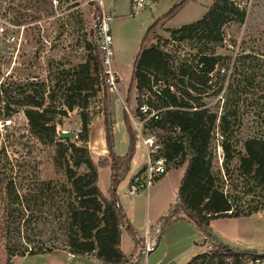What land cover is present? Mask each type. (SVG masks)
I'll use <instances>...</instances> for the list:
<instances>
[{"label":"rangeland","instance_id":"1","mask_svg":"<svg viewBox=\"0 0 264 264\" xmlns=\"http://www.w3.org/2000/svg\"><path fill=\"white\" fill-rule=\"evenodd\" d=\"M213 1H187L172 18L159 21L156 35L152 33L146 45L156 46L169 53L173 68L176 69L181 63L185 65V69H189L191 77L184 76V82L176 69L168 83L173 86L174 91L191 88L187 85L193 83L201 89L200 92L192 90L193 95L200 97L196 102L191 100L193 107L200 103L219 116L228 113L232 125L238 129L237 150L244 154L245 140L264 138V0H236L240 7L246 9V18L242 23L227 24L223 28L222 42L216 46L211 44L213 49L206 50V53H214L221 59L208 74L210 80L205 85L202 72L195 65L199 52L205 47L204 38L200 33H195L192 37L177 33L173 37L171 31L202 19ZM49 2L50 0H40V3L39 0H0V149L5 148L11 159H14L15 171H19L23 191L35 177L39 180L65 182L66 175L55 163L56 143L44 144L31 133L24 107L12 102L18 100L15 96L29 85L39 93L44 92L50 116L58 123L57 130L76 133L71 141L78 140L83 131L84 120H87L88 145L96 162L107 152L104 125L107 113L114 131L116 150L119 154H125L129 147V136L124 123V111L135 130L133 118L136 119L138 105L136 83H132L135 59L148 28L181 0H144L145 6L139 9L136 0H104V8L89 0ZM103 13L109 18L113 36L112 70L118 82V90L109 91L107 98L102 91L95 96H87L85 91L78 93L73 87L80 72L79 66L86 61L87 44L92 43L98 47L101 42L99 26ZM183 59L186 60L185 63ZM189 78L193 79L192 82ZM165 84L167 82L163 79L158 83L151 81L145 88L143 101L160 95ZM7 100H10V109H13L10 117L5 116ZM71 102H74L73 110L68 107ZM156 110L162 112L163 108ZM9 119L11 122L7 124ZM135 132L137 135L136 130ZM176 133L178 134V130ZM144 135L154 134L146 131ZM59 138L61 136L58 134L57 140ZM157 138L162 140L160 136ZM223 139L222 133L216 132L213 169L224 174V151L220 145ZM137 142L142 144L138 137ZM143 151L141 146L137 149L138 153ZM191 154L192 151L187 146L186 158ZM240 157L237 155L230 164L238 181H241L237 172ZM180 160L181 156L172 161L168 167V170L172 169L169 174L157 178L150 186L153 207L163 205L168 198H171L172 204L175 202L179 191H176V187L180 188L186 170ZM86 171L85 165L78 168L79 173ZM110 177L109 166L99 168V187L105 195L108 194ZM231 189L240 197L241 205L264 203V192L257 190L247 194L243 185L234 190L228 184L226 190ZM169 210L166 211V217L169 216ZM4 215V202L0 200V264H13L7 249L10 243L32 248L57 246L55 250H64L68 255L71 252L70 247L63 243L65 237L60 221L64 217L55 208L49 207L45 214L47 218L22 227L21 233L12 232L10 237L3 230ZM187 223L180 221L168 224L165 233L172 237L162 238L160 249L150 258L152 264L159 258H165L167 253L170 257L181 253V262H186L206 252H211L208 264H226L210 236L187 237L195 231H202L193 222L190 229ZM211 227L215 235L230 247L240 251L264 252V210L247 217L215 219ZM132 241L130 234L125 231L124 251L128 252ZM248 246L253 248L246 250ZM65 256L63 252H54L49 256L20 257L15 264H67ZM83 257L85 256H80L77 261L88 264ZM137 257L132 264H145L148 260L146 255Z\"/></svg>","mask_w":264,"mask_h":264},{"label":"trees","instance_id":"2","mask_svg":"<svg viewBox=\"0 0 264 264\" xmlns=\"http://www.w3.org/2000/svg\"><path fill=\"white\" fill-rule=\"evenodd\" d=\"M53 0H50L51 3ZM189 0H181L163 17L157 19L147 30L139 54L134 62L132 83H136L138 91V105L136 115L140 114L139 107L144 102L142 96L151 81L158 83L161 79L167 82L156 98H148L150 107L162 109L160 118L152 120L148 125V132L160 136L165 143V157L168 163L176 161L181 156L180 164L188 162L178 191L176 201L171 205L169 216L164 219L186 218L195 222L208 236L215 234L211 222L219 218L247 217L264 210V203L258 202L253 206L239 204L241 199L234 192L226 190L227 185L238 189L243 185L246 193L257 190L264 192V138L253 137L244 141L245 153L237 150V130L231 123L228 113L219 116L211 109L194 102L199 96L192 94V90L199 91L197 86L189 83L184 90L174 91L168 83L177 69L182 76L189 74V69L181 64L175 68L171 66L170 54L156 46L146 45L150 35H156L159 21L169 20L176 15ZM40 3V0H39ZM246 18V9L240 7L236 0H214L202 19L171 31L172 36L182 33L184 37H192L200 33L206 44L199 52L196 67L203 75V84H208L211 73L220 56L206 53L223 40V28L230 23H242ZM210 44V45H209ZM210 46V47H208ZM86 61L81 63L73 87L78 93L85 91L87 96H95L102 91L109 96L108 87L104 79V65L102 52L97 45L88 43L86 46ZM195 60V59H193ZM185 63L186 60L183 59ZM153 76V79H151ZM192 82L193 79H190ZM200 92V91H199ZM179 95V96H178ZM20 96V97H19ZM12 101L24 107V115L28 119L30 131L44 144L56 143L55 163L59 170H63L66 181H45L33 176L30 185L23 191L19 181V171L8 155L5 148L0 149V200L4 202L5 224L3 230L10 237L12 232L21 233L22 227L32 222L43 220L47 209H56L62 215L61 227L65 239L63 243L69 246L71 252L78 256H93L103 264H132L134 254L127 255L121 248L123 229L132 236L135 247L141 245L138 233L131 224L119 197V186L127 178L136 151L137 135L127 112L124 111V123L129 136V147L124 155L116 150L115 136L109 116H105V140L107 152L98 158L97 162L91 154L89 142V123L84 120L83 131L77 141L59 138L57 140L58 123L50 116V107L46 105L44 92L39 93L30 85L22 93H18ZM187 98V99H185ZM13 99V98H12ZM14 100V99H13ZM10 100L6 102L5 116H11ZM68 107L73 110L74 102ZM196 108V109H192ZM219 120V123L217 121ZM178 130V134L175 131ZM220 131L223 141L220 144L224 151V168L214 171V138ZM192 151L186 158V148ZM240 155L237 167L238 181L230 164ZM17 161V159H16ZM85 165L87 171L79 173L78 168ZM109 166L111 169L110 186L105 195L99 187V168ZM237 177V178H238ZM212 238V237H211ZM214 241V240H213ZM220 256L238 257L253 256L258 251H240L228 244L214 241ZM57 246L49 248H32L11 244L7 247L9 259L37 254L51 253ZM199 256L192 258L187 264H192Z\"/></svg>","mask_w":264,"mask_h":264},{"label":"built area","instance_id":"3","mask_svg":"<svg viewBox=\"0 0 264 264\" xmlns=\"http://www.w3.org/2000/svg\"><path fill=\"white\" fill-rule=\"evenodd\" d=\"M90 2H96L98 5L104 8V0H89ZM137 8H142L145 6L144 0H136ZM103 18L99 26V31L101 34V42L99 48L102 52V60L105 68L104 79L105 84L108 87V91H117L118 82L115 73L112 70V61L114 56V51L112 48L113 36L111 33V27L109 23V18L106 13H103ZM143 98L145 95L142 96ZM140 114L136 115V119L133 118L134 127L137 131L138 141L142 142L136 144L137 149L141 146L143 148V158L144 162L137 164L136 169L133 170L126 180L125 193L129 197H135L143 191L150 188L153 182L158 178L166 175L168 173L169 163L165 157V143L163 140H159L155 135L145 136L144 133L148 129V125L152 120H157L160 118L161 112L152 108L147 102H143L139 107ZM7 124L11 120L6 121ZM155 248V243L146 241L143 254L146 256ZM192 264H208L210 260L211 252H206L200 254ZM70 258H75L77 254L69 252ZM206 257V259H205ZM226 264H264V255H241L238 253V257L233 256L224 257Z\"/></svg>","mask_w":264,"mask_h":264},{"label":"crops","instance_id":"4","mask_svg":"<svg viewBox=\"0 0 264 264\" xmlns=\"http://www.w3.org/2000/svg\"><path fill=\"white\" fill-rule=\"evenodd\" d=\"M121 155H124V154H121ZM143 162H144L143 154L140 152L138 153L137 147H136L135 155H134V158L132 160L131 169L129 171L128 176H130L131 172L136 169L137 164H140ZM183 165H185V167L187 168L188 162H186ZM171 170L172 169H169L167 174H169V172ZM128 176L119 186L118 192H119L120 202H121L123 208L125 209L131 224L133 225V227L136 229V231L138 233V239L141 241V245L138 248H136L134 240L132 239L133 241L130 245L128 252L126 250L124 251V248H123L124 232L127 230L123 229L122 236H121L122 237L121 238V248L125 254H127V255L134 254V258H136L137 256H138L137 258H139L140 254L144 251L145 244H146L147 240L155 243V248L151 252L148 253V255H147L148 260L145 263V264H152V261H150V258L156 251H158L160 249L162 238L163 237H172V236H169V234L165 233V228L168 226V224L180 222V221L181 222H188L187 224H189L188 225V226H190L189 228L192 229L190 224L193 221L186 219V218H180V219H170L168 222H164L165 221L164 218L166 217V211H168L172 205L171 198H168L164 202L163 205L158 204V205H154L155 207H153V195L151 196L152 193L150 192V188L148 190L140 193L139 195H137L135 197L127 196L125 193V188H126V180L128 179ZM178 189H179V187H176V191ZM169 205H170V208L168 209ZM193 223H195V222H193ZM212 224H213V221L211 222V225ZM187 237H206V233L203 230L199 233H197L195 231L193 235L190 234ZM131 238H132V236H131ZM233 243L235 245L239 246V244L236 243L234 240H233ZM252 248H253L252 246H248L245 249L250 250ZM54 252L65 253L66 256L64 259H65V262L67 264H85L82 261H77V258H80V256H77L75 259L70 258L68 256V252H66L64 250H54L51 253L37 254V255H32V256H34V257L38 256V255L39 256H46V255L49 256V255L53 254ZM143 255H145V254H142V256ZM169 255L170 254L167 253L165 258H159L154 264H187L190 261V260H187L186 262H183V261L181 262V260H180L181 253L174 254L171 257ZM25 257H30V256H25ZM185 257H187V256H185ZM18 258H20V257L13 258V261H12L13 264H15V262L18 260ZM83 258H86L85 262L88 264H103L101 261H99L98 259H95V257H93V256H85Z\"/></svg>","mask_w":264,"mask_h":264},{"label":"water","instance_id":"5","mask_svg":"<svg viewBox=\"0 0 264 264\" xmlns=\"http://www.w3.org/2000/svg\"><path fill=\"white\" fill-rule=\"evenodd\" d=\"M57 133L59 134V136H61L62 138H65V139H72V138H74L76 136L75 132H73V131H65L63 129H58ZM211 237L217 243L224 244V242H222L221 239H219V237L216 236L215 234H211ZM142 254H143V252L140 254L139 257H141ZM255 255H264V252H259V253H256Z\"/></svg>","mask_w":264,"mask_h":264}]
</instances>
